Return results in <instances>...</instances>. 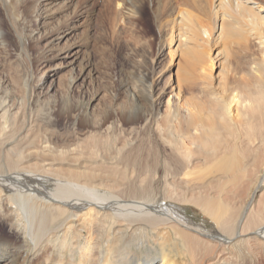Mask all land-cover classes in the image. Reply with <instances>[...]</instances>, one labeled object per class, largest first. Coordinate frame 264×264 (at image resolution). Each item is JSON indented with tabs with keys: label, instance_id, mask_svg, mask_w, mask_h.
<instances>
[{
	"label": "bare ground",
	"instance_id": "1",
	"mask_svg": "<svg viewBox=\"0 0 264 264\" xmlns=\"http://www.w3.org/2000/svg\"><path fill=\"white\" fill-rule=\"evenodd\" d=\"M71 1L15 0L42 74L77 65L62 113L42 70L0 68V264H264V0H107L139 43L93 92L91 5Z\"/></svg>",
	"mask_w": 264,
	"mask_h": 264
},
{
	"label": "rangeland",
	"instance_id": "2",
	"mask_svg": "<svg viewBox=\"0 0 264 264\" xmlns=\"http://www.w3.org/2000/svg\"><path fill=\"white\" fill-rule=\"evenodd\" d=\"M9 1L10 2L7 3V1L5 0H0L1 30L3 32V39L7 44L6 49L0 46V68L4 73L6 72V74L8 75L15 74V68H17L20 72H26L30 70L29 68L31 66L32 70H42L37 72L38 76L40 77L39 79L44 85H46L47 83H51L53 85V90L51 91V93L53 92V95L55 96V108L60 109L62 113L69 104V98L67 96V85L70 69L73 66L76 67L77 64L75 61H68L71 58H65L64 52H61V57L58 58L60 60L58 61V59H55L54 61V64L57 63V70H53V67H51L47 70L46 75L42 74L43 70L46 67H42V65L36 63L35 60L37 51L43 48L44 42H41L39 45L31 40H28L29 34L26 30H24L26 29L25 26L28 20L32 23V25L35 24V18L31 15V13L25 11V14L23 15L25 21H22V19L21 21H16L18 13L21 12L24 7L22 4V6H18V3L15 2V0L14 2L13 0ZM83 1H87L86 3L88 6H93H89V11L91 10L90 23L92 27V38L89 47L91 55H93L94 58L93 63H95L94 68L96 71V76L89 85L90 91L93 92L96 89L101 90L102 86L105 83L109 82V71L113 70V75H119V72L116 70L118 59L123 56V54H125V48L127 46L137 45L139 41L137 40V38H135L134 35L130 33L129 28L126 24H122V26L116 24L115 19L117 18L111 11L112 9L109 8L107 0H72L71 2H78L79 4H81L83 3ZM66 11H68L66 8H62L52 18L46 21L44 25L41 24L40 26H38L40 31L48 30L59 22L63 23L65 21L64 18H66ZM81 21H78L79 24H81ZM149 22L148 25L150 24ZM149 26H151V24ZM80 29L81 27H79L78 31L75 30L76 35L73 34L72 36H65L60 43L62 44L67 37H70V41L72 40V37H79ZM19 37H21V39ZM117 42H119V44H117ZM119 46H121V48H119ZM119 49H122V51H120ZM164 55L167 56V49L162 52V55L158 59V64L161 62V58L165 57ZM76 69L77 68L74 69V72H77ZM80 86L81 80L79 79L75 85V91L77 93L78 89L81 88ZM163 107L164 105H162V109ZM53 121L48 124L43 120L41 124L44 127L56 130L64 136L67 130V124L65 123V121L60 118H56ZM52 187L53 186L50 185V188ZM229 188H231V186ZM229 188L228 190H230ZM176 208L179 212V215L189 220L192 225L200 227L202 230H205L210 234H220L214 221H212L207 215H205L200 208H197V206L185 203V205L177 204ZM73 259L76 263H79L80 259H82V261L84 262L87 261L84 259V257L79 256L78 254ZM65 260H67L66 257Z\"/></svg>",
	"mask_w": 264,
	"mask_h": 264
}]
</instances>
